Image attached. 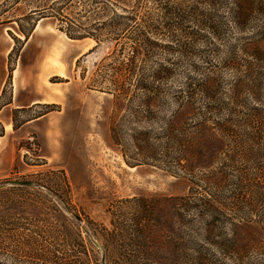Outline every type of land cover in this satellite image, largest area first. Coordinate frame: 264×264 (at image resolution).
<instances>
[{
    "label": "rangeland",
    "instance_id": "obj_1",
    "mask_svg": "<svg viewBox=\"0 0 264 264\" xmlns=\"http://www.w3.org/2000/svg\"><path fill=\"white\" fill-rule=\"evenodd\" d=\"M11 5L0 0V21L27 13L21 3ZM69 10L86 25L93 22L77 3ZM142 11L152 24L145 34L152 49H143L135 75L128 71L127 39H70L53 19L41 18L24 40L17 23H0V264H52L38 260L48 252L61 264H100L91 237L103 247L105 264H264V233L243 263L212 247L181 248L176 238V196L187 192L190 178L176 177L178 127L193 130L204 121L215 129L231 120L234 137L217 133L220 142L202 143L195 160L208 167L193 171L194 180L201 172L226 171L223 202L237 169L251 175L264 165V134L254 160L246 135L251 124L244 125L254 106L264 116V62L241 49L255 41L261 16L243 31L227 23L215 39L191 23L167 27L154 0H144ZM105 14L108 19L111 11ZM136 76L146 90L134 85ZM210 77L213 99L199 91L187 97L190 82ZM139 131L146 142L133 139ZM211 149L220 153L209 158ZM229 150L237 152L234 167L224 169ZM17 180L33 185L11 184ZM226 210L238 220L264 219V204Z\"/></svg>",
    "mask_w": 264,
    "mask_h": 264
},
{
    "label": "trees",
    "instance_id": "obj_2",
    "mask_svg": "<svg viewBox=\"0 0 264 264\" xmlns=\"http://www.w3.org/2000/svg\"><path fill=\"white\" fill-rule=\"evenodd\" d=\"M154 1L159 6L160 16L164 19L163 22L167 27L172 29L177 25L182 27L184 24L191 23L198 30H206L211 38L215 39L222 36V29L227 23H231L243 31L248 28L250 23L257 20L258 16L256 15L259 14L262 25L258 26L254 36L255 41L248 48L245 45L241 49L252 56L255 61L264 62V0H191V4L187 5L188 8L183 4H176V0ZM11 2L12 5L21 3L27 13L23 11L17 18H4L0 23H17L18 31L22 33L24 40L28 39L37 20L41 18L53 19L58 30L70 39L91 38L95 42H100L103 40L104 34H109L108 37L117 43L122 38L127 39L132 42L129 53H126L128 71L134 75L138 57L145 56V53L150 48L152 49L151 41L145 36L147 29H150L152 24L149 23L146 13L142 11L144 0H11ZM75 3L82 7V11H90L89 16H94L92 23L86 25L85 22L71 14L69 9ZM87 6L91 8L87 10ZM108 10L111 11V16L108 19H103ZM24 22L28 26H24ZM7 31L14 41H20L10 30ZM201 38L204 37L199 34L196 37V39ZM143 49L146 51L145 53ZM245 71L251 72L250 63ZM154 78H160L159 72L155 73ZM134 81L137 88L147 89L141 76H136ZM188 86L187 97H192L191 94H194L195 91H199L208 99H213L215 96L216 85L212 77L204 79L203 82H190ZM240 86L241 84L238 85L237 91ZM258 106L250 109L247 112L249 119L244 120V125L248 126L249 122L251 124L250 133L246 135L251 140L249 141L252 148L249 150L253 151L252 158L254 160L261 156L262 146H260L259 140L260 136L264 134L263 110H260L261 107ZM211 108L219 110L220 106H211ZM233 126L231 120H226L225 123L218 124L214 129L203 121L195 125L193 130H186L183 127L176 129V177L185 178L190 175V178H187V192L176 196V238L181 248L191 245L198 250H196L197 252H202L203 249L212 247L224 254L230 253L238 257L241 260L239 262L243 263L244 255L256 251L258 248L259 237L264 233V219H234L226 209L232 211L234 208H238L240 203L248 206L252 211L264 204V165L257 164L251 175H246V172L237 169V173L233 176L235 180L231 182L232 189L227 196V202H223L220 195V188L228 180L226 171L201 172L203 176L201 175L198 180H194L193 175L196 168L202 170L201 168L208 167L206 160L203 159L201 162L195 160L196 156L202 153L201 144L206 142L209 145L212 142H220L217 133L224 135L225 139L233 138ZM142 135L143 132L139 131L134 136L133 139L136 143L140 140L146 142ZM229 151L224 154L226 155L223 159V163L226 162L224 169H233L234 167L233 160L235 158L233 159V156H236L237 152L236 150ZM218 153L220 150L213 151L211 149L209 158ZM207 186H209L208 189H206ZM12 205L17 204L12 203ZM42 208L40 201H35L33 209L38 220H41ZM38 231H42L41 228ZM38 260L45 263L61 264V261L50 252L39 254ZM247 263L253 264L252 262Z\"/></svg>",
    "mask_w": 264,
    "mask_h": 264
},
{
    "label": "water",
    "instance_id": "obj_3",
    "mask_svg": "<svg viewBox=\"0 0 264 264\" xmlns=\"http://www.w3.org/2000/svg\"><path fill=\"white\" fill-rule=\"evenodd\" d=\"M11 184L22 185V186H32L33 185L32 182L30 181H21V180L12 181ZM0 186H2V184ZM91 241L99 249L101 253L100 264H105V252H104L103 247L93 237H91Z\"/></svg>",
    "mask_w": 264,
    "mask_h": 264
}]
</instances>
